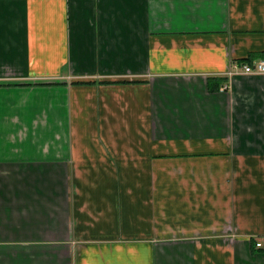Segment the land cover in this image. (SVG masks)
Instances as JSON below:
<instances>
[{
	"label": "crops",
	"instance_id": "1",
	"mask_svg": "<svg viewBox=\"0 0 264 264\" xmlns=\"http://www.w3.org/2000/svg\"><path fill=\"white\" fill-rule=\"evenodd\" d=\"M263 59L264 0H0V264H264Z\"/></svg>",
	"mask_w": 264,
	"mask_h": 264
},
{
	"label": "built area",
	"instance_id": "2",
	"mask_svg": "<svg viewBox=\"0 0 264 264\" xmlns=\"http://www.w3.org/2000/svg\"><path fill=\"white\" fill-rule=\"evenodd\" d=\"M238 74L244 75H260L264 74V59L254 63H239L234 62L232 70L229 72V76ZM261 243H257V247H261Z\"/></svg>",
	"mask_w": 264,
	"mask_h": 264
},
{
	"label": "trees",
	"instance_id": "3",
	"mask_svg": "<svg viewBox=\"0 0 264 264\" xmlns=\"http://www.w3.org/2000/svg\"><path fill=\"white\" fill-rule=\"evenodd\" d=\"M239 63H249V62H243L239 61ZM252 63V62H251ZM249 63V64H251ZM226 79L225 78H209V88L210 89H218V87L221 85L222 82H224Z\"/></svg>",
	"mask_w": 264,
	"mask_h": 264
}]
</instances>
